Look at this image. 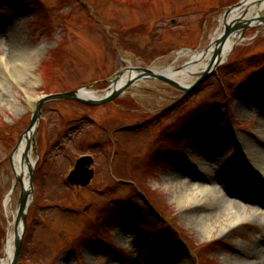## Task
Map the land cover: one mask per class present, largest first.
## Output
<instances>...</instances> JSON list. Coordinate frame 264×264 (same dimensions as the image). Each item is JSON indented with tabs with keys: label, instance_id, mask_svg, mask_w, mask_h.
Here are the masks:
<instances>
[{
	"label": "rangeland",
	"instance_id": "obj_1",
	"mask_svg": "<svg viewBox=\"0 0 264 264\" xmlns=\"http://www.w3.org/2000/svg\"><path fill=\"white\" fill-rule=\"evenodd\" d=\"M239 1L0 0V260L14 220L4 208L15 181L9 157L38 102L78 89L101 98L129 67H182ZM262 111L264 25L247 29L187 94L142 79L101 106L43 104L18 264H242L254 244L264 253ZM81 157L92 159V175L72 185ZM217 172L258 196L239 202L246 212L236 223L227 206L212 212L210 194L200 197L202 217L188 218L192 204L169 189Z\"/></svg>",
	"mask_w": 264,
	"mask_h": 264
},
{
	"label": "bare ground",
	"instance_id": "obj_2",
	"mask_svg": "<svg viewBox=\"0 0 264 264\" xmlns=\"http://www.w3.org/2000/svg\"><path fill=\"white\" fill-rule=\"evenodd\" d=\"M264 11V0H246L244 2V5L241 9L236 10L229 14L226 24H223V17L220 19V24L218 27L217 32L215 33V36L213 37V41L217 40L218 38L223 39V25L224 28L232 23L234 26L238 24V21H240V24H245L247 21H251L253 19H256L260 16V13ZM246 12V13H245ZM263 17V16H262ZM239 39V34L236 32L232 34L230 37H228L224 42V50H223V58L229 54V50L232 48L235 42H237ZM213 48H211L208 53L203 56L202 53H193L191 59L186 62L182 67L175 68L173 66H169L166 68H152V72L156 74H164L168 76L169 78L176 80L183 84L184 86L189 85L190 83H187L185 80L198 77L203 70L208 66L210 62V58L212 56ZM133 77L135 74H132ZM127 78V74L121 77V79L116 84V87H120L123 85ZM30 85V83H29ZM33 85V84H32ZM31 85V86H32ZM109 92V91H108ZM80 96L84 99H94L97 98L94 93L83 91L80 93ZM262 115L264 117V111H262ZM30 138V136H29ZM26 144H27V138L24 137L14 153L11 156L10 159V165L12 172L14 174V177L17 176L21 179L19 183H17V187L19 185L20 190H27L28 189V171L29 167L33 166L34 160L32 158L31 152L26 153ZM205 179V183H192L189 185H185L182 188H179L178 186H174L175 184L169 183V189L171 190L173 196L182 202L184 206H188L192 204L191 208L187 211V208L185 212L187 211L186 216L188 218H195L200 219L202 216L200 214H197L199 210H202L201 208L203 205L201 204L202 200L204 199L200 197L205 195V197L212 196L213 200L212 205L209 207L212 209V212L219 211V209L227 206L233 210L232 219L229 222H237V216L238 213H245L246 210L240 205L239 202L248 200L252 204L259 203L258 196H248L245 192H242L238 189V185L234 183L233 179L226 176L223 172H217L212 175L206 174L202 177ZM165 185V184H164ZM189 186V187H188ZM232 186L234 188H232ZM16 190V189H15ZM191 194H190V193ZM210 194V195H209ZM11 203H12V194H8L4 199V208L6 215H12L13 221L9 222V229L7 232L6 240H5V246H4V256L0 260V264H8L13 252V243H14V230L13 227L15 226V219H16V211L14 212L11 209ZM257 211H255L256 213ZM214 213V214H215ZM17 229L20 231V227L18 226ZM251 250H248L249 254H246V257L248 260H244L242 264H264V253L263 248L258 245L254 244ZM170 264H179L175 259L170 261Z\"/></svg>",
	"mask_w": 264,
	"mask_h": 264
},
{
	"label": "water",
	"instance_id": "obj_3",
	"mask_svg": "<svg viewBox=\"0 0 264 264\" xmlns=\"http://www.w3.org/2000/svg\"><path fill=\"white\" fill-rule=\"evenodd\" d=\"M246 0H241L237 5L232 6L228 9L225 10V14L223 16V24H226L227 18L230 13L239 10L243 7L244 2ZM246 13V12H245ZM223 25V39H217L215 41H212L211 44L202 51V55L205 56L208 51L213 48L212 56L210 58V62L208 66L203 70V72L199 75V78L192 83L190 86H183L181 83H179L176 80H173L169 78L168 76L164 74H156L152 72L151 69H135V68H129L128 70L120 73L117 77H115L111 82H110V87L108 88V93H106L104 96L101 98H95V99H84L80 96V93L83 91L82 90H77L73 92H68V93H62V94H55V95H50L46 96L41 99V101L38 102L37 107L35 108L32 116H31V121L26 129V131L20 136L17 146L20 144L22 139L24 137L27 138V144H26V153H29L32 149L31 147V140L29 139V136L32 135L37 123L39 122L40 119V109L43 104L54 101V100H71V101H76L82 105L85 106H90V107H95V106H101L104 104H108L109 102L114 101L116 98L121 96L124 91L130 87L132 84H134L137 81H140L142 79H153V80H158L160 82H163L167 85H169L172 88H175L177 90H180L184 92L185 94L192 91L196 86H198L202 81H204L207 77H209L223 62L224 58L222 56L224 46L223 42L230 37L234 33L239 34V39H242L243 33L254 26H263L264 25V16L263 17H258L256 19H253L251 21H247L245 24H240V21H238V24L235 26L230 23L224 28ZM239 41V40H238ZM234 46V45H233ZM232 46V47H233ZM232 49V48H231ZM229 50V52L231 51ZM135 72L137 75L133 77L132 73ZM127 73V79L121 85L120 87H116V84L118 81L121 79V77L124 76V74ZM14 149V151L16 150ZM92 162L91 158L89 157H84L81 158L75 165V170L70 174L68 181L71 184H85L90 178L92 173L87 170V166ZM34 173V167L30 166L29 171H28V189L27 190H21L20 193V198H19V203L17 207V212H16V219H15V226H14V243H13V252H12V257L9 261L8 264H17L21 246H22V241H23V236L24 232L26 230V215L28 208L30 206V200L32 196V177ZM78 176V177H77ZM21 179L17 176H15V183L14 186L11 190V192L15 189L17 183H19ZM20 227V231L17 229V227Z\"/></svg>",
	"mask_w": 264,
	"mask_h": 264
},
{
	"label": "trees",
	"instance_id": "obj_4",
	"mask_svg": "<svg viewBox=\"0 0 264 264\" xmlns=\"http://www.w3.org/2000/svg\"><path fill=\"white\" fill-rule=\"evenodd\" d=\"M201 114H203V113H201Z\"/></svg>",
	"mask_w": 264,
	"mask_h": 264
}]
</instances>
